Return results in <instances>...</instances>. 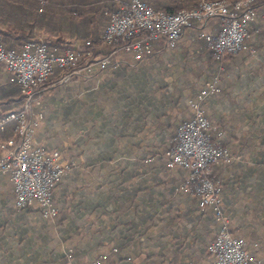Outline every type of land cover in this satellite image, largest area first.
Wrapping results in <instances>:
<instances>
[{
    "label": "crops",
    "instance_id": "obj_1",
    "mask_svg": "<svg viewBox=\"0 0 264 264\" xmlns=\"http://www.w3.org/2000/svg\"><path fill=\"white\" fill-rule=\"evenodd\" d=\"M106 2L0 0V30L23 34L13 47L43 39L62 51L99 38ZM254 8L249 50L219 62L211 42L197 39L221 32L223 20L212 18L183 29L174 48L154 43L141 61L118 52L106 70L53 72L33 145L59 151L67 166L52 191L58 216L42 217L37 204L18 211L10 175L0 171V264H63L68 256L79 264H210L207 249L223 221L264 264V0ZM215 77L221 92L203 107L232 155L212 168L221 220L199 207L194 184L181 189L189 171L167 169L163 157L177 124L192 116L189 100ZM9 78L0 65V118L20 107ZM13 136L12 123L0 131V158Z\"/></svg>",
    "mask_w": 264,
    "mask_h": 264
},
{
    "label": "built area",
    "instance_id": "obj_2",
    "mask_svg": "<svg viewBox=\"0 0 264 264\" xmlns=\"http://www.w3.org/2000/svg\"><path fill=\"white\" fill-rule=\"evenodd\" d=\"M255 1L239 0L232 5L221 0L202 1L193 10L167 14L155 11L142 0H127L110 14L100 36V47L108 49L105 53H96L91 41L69 43L62 51L42 39L9 48L0 34V65L19 90L20 107L0 118V131L14 124V136L2 144L5 154L0 158V171L10 175L16 209L23 211L37 204L44 218H54L58 214L52 191L67 166L60 163L59 151H46L33 145L34 134L44 120L41 93L55 70H67L68 76L80 71L93 74L96 70L110 68L112 57L118 52L141 61L152 54L154 43L164 39L168 47L174 48L183 29L193 22L206 23L212 18L223 20L221 32L215 39L201 32L197 39L211 42L212 56L219 62L225 56L249 50L248 28L257 16ZM219 81L207 83L197 99L189 101L192 116L177 124L163 157L167 169L189 171V178L181 189L188 190L194 184L199 207L212 208L216 218L221 220L222 186L212 180L211 173L214 166L231 162V154L222 143V131L216 128L213 131L202 105L206 97L221 92ZM207 252L210 264L263 263L249 253L245 238L232 235L224 221ZM102 259L86 264H102ZM63 264L79 263L68 256Z\"/></svg>",
    "mask_w": 264,
    "mask_h": 264
},
{
    "label": "trees",
    "instance_id": "obj_3",
    "mask_svg": "<svg viewBox=\"0 0 264 264\" xmlns=\"http://www.w3.org/2000/svg\"><path fill=\"white\" fill-rule=\"evenodd\" d=\"M127 0H110V2H106L104 4V7L101 9L105 11V14L107 15V22L109 20L110 14L114 11L118 10L121 6L122 2H126ZM143 2L147 3L149 6H151L155 11H161L167 14H176L181 11H189L197 8V6L202 2V0H142ZM204 1V0H203ZM205 1H213V0H205ZM239 0H229V4H234ZM105 28V27H104ZM104 30V29H103ZM103 32V31H102ZM0 34L3 38V42L7 47H13L12 43L13 39L15 37H22L23 34H13L10 30H0ZM102 34V33H101ZM100 34V36H101ZM100 36L97 40H92L91 42L95 45H99ZM24 40L27 39L26 37H23ZM29 41V40H26ZM25 42V41H23ZM21 42L19 45L23 44ZM85 42V41H83ZM108 51V49H107ZM19 91V90H18ZM19 94V92H18Z\"/></svg>",
    "mask_w": 264,
    "mask_h": 264
},
{
    "label": "rangeland",
    "instance_id": "obj_4",
    "mask_svg": "<svg viewBox=\"0 0 264 264\" xmlns=\"http://www.w3.org/2000/svg\"><path fill=\"white\" fill-rule=\"evenodd\" d=\"M202 1H203V0H202ZM204 1H205V0H204ZM221 1H225V2L228 3L229 0H221ZM247 39H248V38H247ZM42 40H43V39H42ZM198 40H199V39H198ZM98 48H101L100 45H96V47L94 48V49H95V52H96V49H98ZM228 56H231V55H228ZM211 58H212L215 62H218L217 60H215V58L212 56V54H211ZM220 61H221V60H220ZM4 70H5V69H4ZM5 71H6V70H5ZM215 79L217 80V79H219V77H215L213 80H215ZM219 80H220V79H219ZM211 81H212V80H211ZM219 83H220V81H219ZM200 92H201V91H200ZM200 92H199V93H200ZM199 93H198V94H199ZM197 97H198V95H197ZM197 97L194 98V99H191V100H189V101H194V100L197 99ZM203 104H204V100L202 101V105H203ZM210 123H211V122H210ZM217 129H219V128H217ZM214 130H215V127H213V131H214ZM219 130L222 131L221 129H219ZM227 148H228V147H227ZM229 152H230V151H229ZM231 156H232V155H231ZM211 175H212V173H211ZM211 179H212V178H211ZM212 180L215 181L214 179H212ZM215 182H216V181H215ZM183 184H184V183H183ZM183 184H182V185H183ZM182 185H181V186H182ZM181 186H180V187H181ZM57 216H58V214H57ZM57 216H56V217H57ZM56 217H54V218H46V219L54 220Z\"/></svg>",
    "mask_w": 264,
    "mask_h": 264
}]
</instances>
